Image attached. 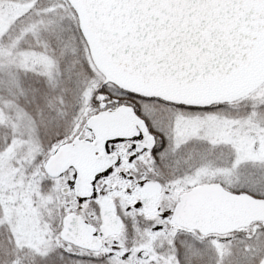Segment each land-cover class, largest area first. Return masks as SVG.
<instances>
[{
  "label": "snow or ice",
  "instance_id": "obj_1",
  "mask_svg": "<svg viewBox=\"0 0 264 264\" xmlns=\"http://www.w3.org/2000/svg\"><path fill=\"white\" fill-rule=\"evenodd\" d=\"M0 264H264V0H0Z\"/></svg>",
  "mask_w": 264,
  "mask_h": 264
}]
</instances>
